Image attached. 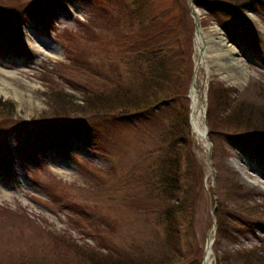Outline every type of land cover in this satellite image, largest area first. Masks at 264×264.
<instances>
[{
  "label": "rangeland",
  "instance_id": "374dc122",
  "mask_svg": "<svg viewBox=\"0 0 264 264\" xmlns=\"http://www.w3.org/2000/svg\"><path fill=\"white\" fill-rule=\"evenodd\" d=\"M53 1L0 0V264H97L106 255L159 259L175 245L155 210L144 211L159 202L148 191L157 160L145 152L159 143L170 119L181 118L186 132L182 112L176 105L161 118L131 122L116 115L98 119L93 110H106L93 94L112 95L131 81L141 86L128 41L149 26L131 17L133 9L141 12L137 0ZM148 1L144 15L164 11V23L179 12L172 13V0ZM189 2L181 39L194 64L201 60L192 79L199 84L204 108L196 117L211 155L205 137L192 130L198 207L193 233L180 241L184 255L172 263L200 264L213 238L211 264L218 258L248 264L252 249L255 264L264 259V138L263 144H239L237 135L247 129L222 121V102L230 96L237 110L259 108L263 119L256 120L264 123V0L243 5L234 16L221 9L214 14L218 22L193 0L201 28L218 27L229 45L219 49L208 41L201 56ZM10 31L15 48L5 42ZM229 50H235L233 59L224 54ZM236 60L246 78L237 75ZM214 209L230 223L218 228L216 218L212 233Z\"/></svg>",
  "mask_w": 264,
  "mask_h": 264
},
{
  "label": "trees",
  "instance_id": "16d2710c",
  "mask_svg": "<svg viewBox=\"0 0 264 264\" xmlns=\"http://www.w3.org/2000/svg\"><path fill=\"white\" fill-rule=\"evenodd\" d=\"M253 1L194 0L197 5L208 10L217 22L218 17L214 15L215 12L218 13L221 9H226L231 16H234L237 10L240 12L243 5L252 4ZM149 2L148 0H137L136 3L141 12H135V9H133L131 15L132 18L139 20L143 25H148L149 28H146L140 35L139 33L135 34L134 39L128 41L131 42L130 48H132L130 54L135 55L131 60L132 64L136 67L139 65L140 75L143 76L141 86L135 87L133 85L135 82L131 81L127 82L124 87L122 85L114 88L113 92H111L112 95L110 94L109 96H106L104 91L97 92L93 96L102 98L97 99L95 102L99 103L102 108L106 107V110H93L96 112L94 114L98 119H107L109 116L116 115L115 117L132 122L143 119L148 120L153 116L161 118L166 109L176 105L179 106L183 115V127L186 128V132L178 125L179 122L181 124V118L170 119L168 120V125L163 124L165 128L159 134V143L145 152L146 157H155L157 160L156 165L150 167L155 169L156 174L155 179L150 183L151 188H148V191L151 192L149 197H158L159 202L154 205V208L144 211L149 213L150 210H155L154 213L158 217V225L163 230L162 233L175 245V249L172 253L164 254L159 259L146 260L145 262L138 259H108L107 257L109 256L106 255L104 256L105 260L98 258L101 262L97 264H174L172 262L175 259L180 260L184 255L180 241L184 237L189 238L193 233L190 232V229L194 226V216L197 212L200 180L196 177V171L191 167L189 160V152L194 150L195 147L190 133V100L188 97L193 74V61L190 57L192 50L187 56L188 50H185V40L184 38L181 39L185 0H172V13L175 8H179V12L171 16L167 23H164L162 19L164 11L154 12L152 15H144L145 7ZM54 3L55 0L53 1ZM38 10L35 8L34 11ZM4 36L6 37V43L12 48L17 47V41L14 40L11 31L4 34ZM184 62L185 65H181ZM175 64L177 65L174 66ZM186 74V79H184ZM70 97L67 94L66 100H69ZM229 97L222 102V107H224L226 112L222 121H225V124L233 122L234 124L244 125V128H240L247 129L246 133L237 135V137H240L237 138L240 140L239 144L241 141L263 144L260 141L263 140L260 138H264L261 132H249L253 128L264 131V123H257L256 120V117L261 116L263 112L259 108L255 110L250 108L245 112L242 111L243 108L237 110L235 106L231 107L234 100L229 99ZM83 102H86L85 99ZM262 119L263 115L259 120ZM208 124L210 128L209 135L211 136L212 131H214V125L210 124L209 121ZM235 127L239 128V126ZM254 133L257 136L248 135ZM185 134L187 137H185ZM246 135L247 138L244 139L243 137ZM236 191L238 192L239 190ZM215 215L218 228H220V225L222 227V223H230V221L225 219L227 217H224L219 210H216ZM229 219H232L231 223L236 221V217H230ZM252 251L254 249L248 252V264H254L250 257L253 253ZM202 257L199 259L200 264L202 263ZM223 262L225 261L222 258H218V264H224ZM255 264H264V259L258 258Z\"/></svg>",
  "mask_w": 264,
  "mask_h": 264
},
{
  "label": "bare ground",
  "instance_id": "6f19581e",
  "mask_svg": "<svg viewBox=\"0 0 264 264\" xmlns=\"http://www.w3.org/2000/svg\"><path fill=\"white\" fill-rule=\"evenodd\" d=\"M196 40H197V44L198 47L200 48V46H202V44H207L208 41L211 42L213 45H215L217 48L219 49H223L227 46H229L227 44V42H225V39L223 38L220 29L216 26L211 27L208 31H205L203 28H199V30L196 33ZM235 50H229L227 52H225L224 54L229 55L231 59H233L232 54H234ZM204 54V51H203ZM234 64L236 65V68L238 70L237 75L238 74H242V76H244V78H246V70L244 68V65L242 62L236 60L234 62ZM2 71V70H0ZM9 75V73H8ZM238 78V77H237ZM2 81V80H0ZM191 99H192V109H191V114H192V126L193 129L195 131V133L204 138V134L205 131L203 129H201L198 118L196 117L197 112L199 113L200 111V117L202 115V110H203V106H201V100H200V96L198 94V89L193 87L192 91H191ZM199 105V106H198ZM199 110V111H198ZM212 240V238L210 239V241ZM209 241V242H210ZM212 248L209 247L205 253V257H204V264H211L212 263Z\"/></svg>",
  "mask_w": 264,
  "mask_h": 264
},
{
  "label": "water",
  "instance_id": "95a60500",
  "mask_svg": "<svg viewBox=\"0 0 264 264\" xmlns=\"http://www.w3.org/2000/svg\"><path fill=\"white\" fill-rule=\"evenodd\" d=\"M189 6H190V10H191V15L193 16V18H194V21H195V28H196V31H198L199 30V28H200V20H199V18L197 17V11H196V9H195V6H194V2H193V0H190V2H189ZM196 36V35H195ZM196 39V38H195ZM196 43H197V40H196ZM204 49H205V46L204 45H202V46H200V48H199V55L201 56V55H203V51H204ZM200 62H201V60H198L197 61V63H196V65H195V73L198 71V68H199V64H200ZM193 87H195V88H197L198 89V87H199V84L197 83V81H196V78H193V80H192V83H191V90L193 89ZM207 138V137H206ZM208 139V138H207ZM208 144H209V154L211 155V143L210 142H208ZM214 212H215V209H214V211H213V218H214V221H213V227H212V233H215V223H216V217H215V215H214ZM213 241H214V239L211 241V242H209L208 244H207V246L208 247H210L212 244H213Z\"/></svg>",
  "mask_w": 264,
  "mask_h": 264
}]
</instances>
